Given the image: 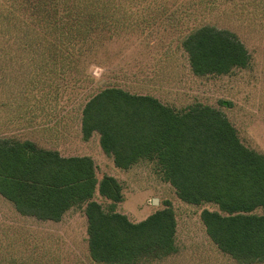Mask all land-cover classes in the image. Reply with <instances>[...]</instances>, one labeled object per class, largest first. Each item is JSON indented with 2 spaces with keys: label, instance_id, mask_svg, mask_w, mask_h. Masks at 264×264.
I'll return each mask as SVG.
<instances>
[{
  "label": "trees",
  "instance_id": "16d2710c",
  "mask_svg": "<svg viewBox=\"0 0 264 264\" xmlns=\"http://www.w3.org/2000/svg\"><path fill=\"white\" fill-rule=\"evenodd\" d=\"M237 1L264 16V0ZM119 2L0 0V72L7 55L20 67L26 57L34 62V54L49 52L78 73L101 52V35L134 23L118 22ZM180 46L200 77L226 75L250 62L234 34L211 26L192 30ZM81 133L84 140L98 133L116 168L153 163L181 201L215 205L218 211L200 215L215 247L242 264L264 262V155L244 146L219 110L194 104L178 111L153 96L110 87L85 103ZM96 192L110 201L106 211L93 200ZM0 196L19 215L43 222L83 209L92 264L157 262L177 253L173 211L130 222L116 212L120 185L112 177L98 181L89 157H62L30 141L0 139Z\"/></svg>",
  "mask_w": 264,
  "mask_h": 264
},
{
  "label": "rangeland",
  "instance_id": "374dc122",
  "mask_svg": "<svg viewBox=\"0 0 264 264\" xmlns=\"http://www.w3.org/2000/svg\"><path fill=\"white\" fill-rule=\"evenodd\" d=\"M119 1L118 22L134 23L101 35V52L78 73L49 52L34 54V62L26 57L20 67L6 56L0 72V139L30 141L62 157L91 158L98 181L112 177L120 185L116 212L132 223L170 208L177 253L140 264H242L221 253L205 232L200 215L218 211L215 205L181 201L153 163L116 168L102 151L98 133L83 139L81 111L89 98L110 87L153 96L178 111L201 104L219 110L242 144L264 155V16L237 0ZM202 26L234 34L250 56L248 66L221 76L194 75L180 44ZM93 200L108 209L110 201L98 192ZM0 258L3 264H92L84 210L43 222L19 215L0 196Z\"/></svg>",
  "mask_w": 264,
  "mask_h": 264
}]
</instances>
